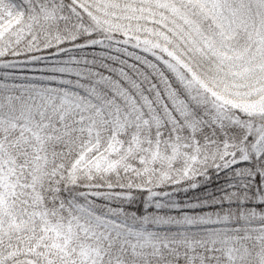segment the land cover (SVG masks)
<instances>
[{
	"label": "snow or ice",
	"instance_id": "obj_1",
	"mask_svg": "<svg viewBox=\"0 0 264 264\" xmlns=\"http://www.w3.org/2000/svg\"><path fill=\"white\" fill-rule=\"evenodd\" d=\"M0 264H264V0H0Z\"/></svg>",
	"mask_w": 264,
	"mask_h": 264
}]
</instances>
